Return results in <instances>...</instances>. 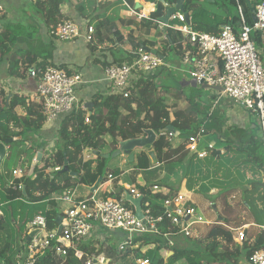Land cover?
Returning a JSON list of instances; mask_svg holds the SVG:
<instances>
[{
  "label": "trees",
  "instance_id": "trees-1",
  "mask_svg": "<svg viewBox=\"0 0 264 264\" xmlns=\"http://www.w3.org/2000/svg\"><path fill=\"white\" fill-rule=\"evenodd\" d=\"M32 1H34L32 8L40 15L50 33L62 19H65L61 15V7L67 0ZM81 1L83 0H77V2ZM125 1L134 7V0ZM151 1L156 2V0ZM165 1L173 5L178 0ZM239 3L247 22L250 23L252 21L250 8L255 7L258 0L251 3L248 0H240ZM214 5H220L222 11L229 12V16L224 14L225 20L230 21L228 25L232 27L237 25L235 0H215ZM184 9L190 15V24L194 30L211 35L221 32L222 29H218L217 24L208 21V17L213 14L204 7L197 6L195 0H184ZM148 13L149 10L145 14ZM164 13L163 5L157 3L154 13L141 20H133L132 25L139 28L144 36H149L152 30L156 31L159 28L158 22ZM4 17L0 15V19ZM0 30H2L0 31V64H6V77L24 80L28 77L31 68L44 69L48 65L54 66L50 62L51 45L40 44L34 29L13 25ZM165 31L166 38L158 42H150L152 43L150 47L154 48L158 43L156 49L158 56L164 57L169 52H173L182 60L183 41L176 32ZM253 39L257 46L262 35L258 33ZM141 46L135 50L147 48L145 43ZM187 47H190L189 43L185 45V49ZM123 61L130 62L131 56L117 64L120 65ZM62 69L65 70L63 67ZM157 78L158 74H155L137 80L127 97L119 94L103 97L97 94L93 98V107L90 111L77 109L64 116L56 129L53 145L49 146L51 154L45 153L47 142H43L44 145L26 144L24 149V152H28V156H25L26 161L30 163L28 158L31 160L37 153L41 154V159L35 165L32 176L28 177L30 169L28 172L21 169V177L15 179L17 184L22 185L24 195L22 189L17 191L7 189L6 186L3 188L7 196L5 203L0 202L3 203L0 204L3 210V215L0 216V264L24 263L27 257L25 252L27 244L25 238L29 231L27 226L35 215H42L45 218L49 232L57 228L56 221L60 213L51 198L53 194L61 195L63 192H69L73 200L87 203L91 188L102 178L94 192V197L123 199V204L134 210L125 200V194L128 193L125 188L118 187L117 192L103 190L102 186L107 182V174H111L114 180L122 174L118 169L109 170L110 159H105L103 156L111 154L117 148L118 141L142 137L143 131L148 128L160 134L153 145L158 166H166L171 173L175 171L174 168H181V172H177L180 176L179 181H185V187L191 194L186 206L200 209L203 219L209 224L196 223L191 226L190 236L184 237L192 241L194 245L192 248H179L168 243L166 248L172 252V255L164 260L157 248L163 242L164 235L176 236L180 228L172 226L166 218V210L163 207L166 196L154 188L163 186L174 190L169 185V178L161 180L163 183L160 184L157 181L154 184L155 178H149L147 179L149 184L146 186L135 185V187L143 195L141 209L144 210L145 204H148L153 218L162 217V221L156 225V232L134 236L132 243L137 247L133 251H119L114 236L86 242L80 246L81 251L97 259L101 264H137L134 257L141 256L147 259L149 264H239L241 253H244V260L249 262L255 251L264 249V229H260L257 226L260 225L259 222L253 220L246 211L249 208V204L246 203L247 198L252 200L254 194L261 193L264 200V149L259 127H226L220 117L215 118L213 117L215 115H210V105H205L201 101L204 93L201 88L195 91L190 88L189 93H186L185 86L182 87L181 83L177 82L169 87L166 95L159 96ZM9 94L11 98L6 107ZM17 110H20L21 114ZM137 111L144 113L145 116L142 119L138 118ZM213 118L217 120L215 129L205 128L200 140L202 150L199 151L206 152L205 158L200 159L197 153L185 150V146L188 139L197 135L204 124ZM0 120L5 123L0 127V141L2 136L21 137L19 141L23 144L28 133L35 134L45 125L39 103L33 101L27 105V98L17 93L6 92L1 83ZM167 127L175 129L172 140H169V134L164 132ZM175 133L178 134L177 137ZM208 135L214 138V141L209 140L214 146L211 151L202 143L204 137L208 139ZM106 137H110L111 140L106 141ZM216 143L220 145L217 146ZM89 151L98 154H88ZM135 157V171L144 173L153 168L146 152H139ZM64 165H67L70 171L77 173V177H69L64 182H59L60 172H50V170ZM22 198L26 203L20 202ZM14 204L17 206L14 207ZM32 205L41 209L33 210ZM212 205H215V211ZM217 216L222 220H218ZM245 225L248 226L244 230L246 240L236 243V232ZM7 227L10 233L7 232ZM24 229L25 233L22 232ZM15 232L18 233L21 242L16 255L13 250L14 243L12 244ZM196 234L200 235L199 239ZM150 235L152 237L149 238ZM18 256L19 259H16ZM84 261L83 257L76 258L73 252H69L64 259L56 256L53 251H48L40 256L35 264H83Z\"/></svg>",
  "mask_w": 264,
  "mask_h": 264
},
{
  "label": "built area",
  "instance_id": "built-area-1",
  "mask_svg": "<svg viewBox=\"0 0 264 264\" xmlns=\"http://www.w3.org/2000/svg\"><path fill=\"white\" fill-rule=\"evenodd\" d=\"M121 1L128 10L129 17L138 20L148 17L142 10L129 6L125 0ZM235 1L237 26L226 25L217 35L194 30L190 23L185 22L184 15L180 12L173 14L166 24L159 21L158 25L160 29L176 32L185 45L189 43L190 47L185 49L182 62L193 64L189 72L192 84L222 88L223 94L256 117L264 149V65L253 39L258 33L264 35V0H260L254 7L255 21L250 23L246 20L240 0ZM172 21H178L180 26L171 24ZM93 34V27L87 25L82 34L75 23L67 20L59 23L52 32L57 41L74 42L82 37L86 44L92 43ZM131 56L130 62L104 68V76L114 94L123 97H127L137 80L157 74L162 67V60L156 53L140 48ZM28 75L35 81L33 101L41 105L45 126L51 123L50 126L55 127L59 117L80 109L76 89L82 84L81 75L67 72L56 64L48 65L44 69L31 68ZM203 133L204 131L200 130L197 135L191 136L185 146V150L197 153L200 159L206 156L205 151H199L202 150L200 140ZM168 134L169 140H172L174 134ZM156 136L158 138L160 134ZM205 145L210 151L214 147L212 143ZM61 168L56 167L50 172H59ZM20 174L21 170L12 172L13 177H18ZM106 179L107 182H111L114 177L107 174ZM8 188L20 189L21 185L10 180ZM128 190L135 198L143 199V195L135 188ZM94 192L87 203L73 200L69 192H63L59 197L54 198V201L60 205L58 210L61 212L59 235L58 229L51 232L47 230L46 220L43 217L36 216L32 220L29 230H37V234L25 246L27 257L23 264H35L37 259L48 251H53L56 256L64 259L69 252H73L76 258L85 259L83 264H94L96 259L84 254L80 249V246L90 239V235L99 230L120 231L125 235V240L118 244V250L133 251L137 247L132 243L133 237L156 232L157 223L162 221V217L156 219L152 217L148 204H145L144 210L141 209L142 218L139 219L134 210L123 204V199H96ZM189 198L180 193H166L163 202L166 218L172 226L180 228L179 234L183 233L185 236L190 235L189 229L193 224L205 223L202 215L197 214L199 212L197 209L186 206ZM244 229L242 227L239 230L238 238L235 239L237 242L245 239ZM163 251V249L158 250V252ZM135 261L137 264H149L148 260L142 257H135ZM249 264H264V249L255 251L249 258Z\"/></svg>",
  "mask_w": 264,
  "mask_h": 264
},
{
  "label": "crops",
  "instance_id": "crops-1",
  "mask_svg": "<svg viewBox=\"0 0 264 264\" xmlns=\"http://www.w3.org/2000/svg\"><path fill=\"white\" fill-rule=\"evenodd\" d=\"M89 0H83L81 2H77V0H67L61 7V15L65 18L62 20H70L75 23L79 28L82 34H84L86 26H91L94 29L93 35V43L90 45L86 44L85 41L81 38L74 42H65V41H57L52 34L47 30L44 26L42 18L33 13L31 8L33 7L34 1L32 0H0V15H4L3 19H0V29L5 28L7 26L13 25H21L23 27H30L32 24H36L39 28L38 38L40 40V44L42 45H51V58L50 62L54 65H60L67 72L76 73L82 76V84L78 86L76 89V98L78 101V105L81 110H88L85 106L86 104H91L93 107V98L95 95L103 97H109L113 95V90L110 86V83L106 80L104 76V68L107 65H114L122 60H126L129 56H131L138 47H142L141 44L145 43L147 48L145 50L155 51L159 46L158 43L154 48H151L150 42H158L160 40H164L166 38V31L158 28L156 31L152 30L149 36H144L139 28H136L132 25V21L136 20L128 15L127 10H121L118 18L114 20V22H109L107 20L106 15L110 13V6L114 2V0H93V3H89ZM106 1V2H105ZM117 1V0H116ZM143 1V2H141ZM250 3L255 0H248ZM260 0H258L259 2ZM123 4V2L120 0ZM215 0H209L206 3H203L202 0H195L197 6H202L210 14L217 15L218 17H214L213 15L208 17V21L217 24L218 29H222L224 26L228 25L230 21L225 20L224 14L229 16V12H224L220 9V5H214ZM103 3V4H101ZM136 0H134L135 6ZM138 3L141 5V9L143 13L148 10L154 13L156 2H152L151 0H138ZM164 3L167 6H170L168 2L164 0ZM124 6V5H123ZM125 7V6H124ZM108 9V12L105 16H101L97 13V10ZM126 9V7H125ZM93 12V13H92ZM233 12H235L233 10ZM164 16V15H163ZM61 20V21H62ZM191 21L189 15V23ZM178 22V21H177ZM191 25V24H190ZM237 26V25H235ZM234 26V27H235ZM2 31V30H0ZM138 44V45H137ZM171 44V43H170ZM149 45V46H148ZM184 53H185V43L183 42ZM257 48L261 54V59L264 65V35H262V39L260 43L257 45ZM162 58V67L158 71V75L161 76V79L166 80V87L169 89L171 85H174L177 82L181 83V86H185L186 93H189V89L192 87H199L192 84L189 78L186 80L184 75L188 76L190 70L193 67V64H184L182 60L179 59L178 55L170 52ZM126 61H123L124 63ZM193 63V60H191ZM106 64V65H105ZM0 65H5L2 63ZM5 73V70H4ZM163 74V76H162ZM157 80H159L157 78ZM183 81L185 83H183ZM0 83L3 84L4 90L6 92L17 93L20 96L27 98V105H30L34 99V90H35V81L31 79L28 75L24 80H17L8 78ZM163 87L162 91L167 90L166 87ZM201 87V86H200ZM202 89V87H201ZM203 90V89H202ZM203 95L201 97V101L206 105H210L209 113L210 115H215L213 117H220L224 122L226 127L237 126L238 128H246L258 126L256 117L250 113L249 111L241 108L236 104L233 100L228 98L222 92H216L210 90V92H205L203 90ZM11 98V97H10ZM212 101V103H210ZM92 109V108H91ZM18 111V110H17ZM90 111V110H88ZM21 114V111L20 113ZM138 118L142 119L145 114L137 111ZM63 117H59L56 121L55 127L43 126L41 129V141L39 142H47V145L50 142H53L56 134V129ZM213 118L206 122L203 126V129L214 130L216 127L217 120ZM38 141V138L36 139ZM110 137H106V141H110ZM202 142L205 143H213L209 140L203 139ZM31 144V142H29ZM44 145V144H43ZM53 145V144H52ZM203 145V146H204ZM49 148V147H48ZM8 151V147H7ZM136 155V154H135ZM22 161H26V157ZM32 160H30V163ZM34 163V162H32ZM136 164V157L132 164L126 163V157L120 156L118 158L112 159L108 168L109 170L118 169L122 172L119 178H115V180L111 182H106L102 186L104 191H118V187H123L127 191L129 188L138 189L135 185L138 186H146L149 184L147 179H144V173L135 171L134 166ZM152 164V167L158 166V163ZM18 169V168H17ZM16 170V169H15ZM147 173V172H146ZM145 173V174H146ZM13 179V176L10 180ZM9 180V181H10ZM159 182V181H158ZM161 182V181H160ZM153 183H156L153 181ZM179 186L185 187V181H179ZM165 185V184H164ZM168 188V187H167ZM164 187L162 193H175V190L167 189ZM160 190V188H158ZM139 192V191H138ZM176 193H180L186 196V198L190 197V193L188 191H180L178 190ZM58 209V208H57ZM214 210V209H213ZM215 211V210H214ZM205 224H209L208 221H205ZM257 225L260 229L264 228V225L259 223ZM106 231V230H105ZM182 234H178L176 236L164 235L163 242L160 243V246L157 248L163 249V252H159V255L166 260L169 256L172 255L166 245L168 243H172L171 246H177L179 248H192L194 245L192 241L188 240L189 243H183V241L178 242L175 241L174 238L181 237ZM105 236H114L117 240V245L120 242L125 240V235H122L116 231H106L103 232L99 230L94 234L90 235L91 240H102ZM185 236V235H184ZM183 236V237H184ZM142 257V256H141ZM143 258V257H142ZM135 259V257H134ZM240 264H249L248 261L242 262Z\"/></svg>",
  "mask_w": 264,
  "mask_h": 264
},
{
  "label": "rangeland",
  "instance_id": "rangeland-1",
  "mask_svg": "<svg viewBox=\"0 0 264 264\" xmlns=\"http://www.w3.org/2000/svg\"><path fill=\"white\" fill-rule=\"evenodd\" d=\"M205 1H209V0H202L203 3H206ZM89 3H93V0H89L88 1ZM106 2V1H105ZM143 2V1H141ZM103 4V3H101ZM110 10V13L108 15H106L107 17V20L109 22H114V20H116L118 18V15L120 13L121 10H126L125 7L123 6V4L120 2V0H114V2L112 3V5L110 6V8H108ZM108 9H101L99 8V10H97V13L101 14V16H105V14L108 12ZM31 10L33 11V13L37 16H40L34 8H31ZM93 13V12H92ZM99 14V15H100ZM171 24L175 25V26H180V23L177 22V21H172L170 22ZM26 29H34L35 31V35L36 37L38 38V34H39V28L36 26V24H32V26L30 27H25ZM172 52H170L171 54ZM4 70H6V67L5 65H0V79H1V82H3L4 80L7 79L5 73H4ZM163 76V74H162ZM185 79L187 80L189 78V75L186 76L184 75ZM158 79L159 80H156L158 82V85H159V96H162V95H166L168 92H169V89L165 86L166 85V82H167V79L164 80V79H161V76L158 75ZM183 83H185L183 81ZM2 84V83H1ZM166 87L167 90L165 91H162L163 90V87ZM192 88V87H191ZM198 88H201V87H198ZM194 91L197 89V87H193L192 88ZM210 92V90H205V92ZM186 92V90H185ZM212 92V90H211ZM206 105V104H205ZM18 113H20V110L17 111ZM138 116V115H137ZM5 123L4 121H1L0 120V127L1 126H4ZM49 126V125H47ZM8 132V130L6 131ZM14 132V131H13ZM208 139H206L205 137V140H213L214 141V138L213 136L211 135H208L207 136ZM26 138V136H25ZM38 138V141L36 140ZM41 133L40 131L35 133V134H32V133H28V137L26 139V142L23 144L21 143L19 140L18 141H14L12 143H10L9 145H7L8 147V151H7V154H6V157L4 158V160L2 161L1 165H0V189H1V192H0V202H3L5 203L6 201V193L3 191V188H5V186L8 187V182L9 180L12 178V172L19 168V169H22L26 172H28V169L31 168V166L33 165L32 162H35V160L37 159V154H35L34 157H32V162L29 163L27 161H22L24 159L25 156H28V152H24V149L26 147V144H30L29 142H31V145H35V144H38V145H42V142H39V140L41 141ZM53 144V142H50L48 144V146H46V149H45V153L47 155L51 154V148H48L49 146H51ZM216 145H220L219 143H216ZM137 154V153H135ZM136 156V155H135ZM22 161V162H21ZM28 161L29 158H28ZM112 160H110L111 162ZM110 162L108 163V166L110 164ZM181 168L178 167V168H174L175 171H173L172 173L166 168V166H156V167H153L149 172L146 173V171H144V173H146L144 175V179H153L155 178V180L157 181V183H163V181L161 180H164V179H168L170 180V186L172 187L173 190H175V192H177L178 190H180L181 192L182 191H187L186 187H181L179 186L178 182H179V175L177 172H181L180 170ZM72 172V171H71ZM143 173V172H142ZM148 176V177H147ZM69 177H71L68 173H63V174H60V177L58 179L59 182H64L65 180H67ZM159 177V178H157ZM72 178H75V177H72ZM158 181H161V182H158ZM145 186V185H144ZM8 189V188H7ZM164 187H160V190L158 188H156L155 190H158L159 192H161V190L163 191ZM162 193V192H161ZM164 196H166L165 193H162ZM174 194V193H173ZM176 194V193H175ZM60 194H53L51 196L52 200L54 201V198L55 197H59ZM20 202L22 203H26V201L22 198V200H20ZM3 203H0V204H3ZM55 203V206L56 208H59V204ZM246 203L249 204V208L246 209L247 213L250 214V216H252V219L253 220H257L259 223L263 224L264 225V200L263 198L261 197V193H257V194H254L252 200L250 198H247L246 199ZM14 207H16L17 205L14 204L13 205ZM31 209L33 210H40L41 207H34V205L31 206ZM199 212L197 214H202V211L200 209H197ZM218 219V217H217ZM246 230V228L248 227L247 225L243 226ZM242 228V227H241ZM240 228V229H241ZM239 229V230H240ZM239 230L236 232V238H238V233H239ZM103 232H106V231H109V230H102ZM7 232L10 233V230H9V227H7ZM23 233H25V229L22 230ZM122 235H124L122 232L120 231H116ZM245 232V231H244ZM18 233H14L13 235V238H12V244H13V250L15 252V255L18 253V247L21 246V242L19 241V236H17ZM184 234L182 233L181 237H177V238H174L175 241H178V242H181L183 241L187 243H189V241L187 240V238L183 237ZM187 236H190V235H187ZM197 238L199 239L200 238V235L196 234ZM152 237V235L149 236V238ZM245 240H246V236H245ZM244 241V240H243ZM236 243H240V242H237ZM20 249V248H19ZM12 254V253H11ZM14 255V256H15ZM11 257V256H10ZM16 259H19V256L16 258ZM13 260V259H12ZM242 262H246L244 260V253H241V256L239 258V264L242 263ZM19 263V262H18ZM249 263V262H248Z\"/></svg>",
  "mask_w": 264,
  "mask_h": 264
},
{
  "label": "water",
  "instance_id": "water-1",
  "mask_svg": "<svg viewBox=\"0 0 264 264\" xmlns=\"http://www.w3.org/2000/svg\"><path fill=\"white\" fill-rule=\"evenodd\" d=\"M157 3H160L163 5L164 7V16L162 18H160V21L164 24H166L168 22V19L175 14L176 12H181L184 15L185 21L186 23H189V14L185 12L184 9V0H178L176 2V4L174 6H167L164 3V0H156ZM141 5L140 3H138V0H136L135 6L134 8H140ZM250 12H251V18L252 21H255V8L251 7L250 8ZM148 51V50H147ZM162 59V58H161ZM163 60V59H162ZM203 90H212V91H216V92H222V88L220 87H210L207 85H202L201 86ZM11 97V94H9L7 96V100H6V107L8 106V102L9 99ZM88 110L91 109V104H86L85 106ZM165 133H174L175 129L173 127H167L164 129ZM176 137L178 136L177 133H175ZM21 140V137H9V138H4L2 136V141H0V165L2 163V161L4 160V158L6 157L7 154V145H9L10 143L14 142V141H18ZM157 138H156V134L154 131H152V129L148 128L145 129L143 131V136L139 137V138H133V139H128V140H124V141H118L117 142V148L111 153V154H106L103 157L105 159H115L118 158L120 156H124L126 157V163L127 164H132L135 158V153H139V152H146L148 154L149 159L151 160V162L153 164H156V159L154 156V152H153V145L156 142ZM88 154H93V155H97L98 153L95 151H89ZM41 159V154L38 153L37 154V160L33 163V166L30 168L28 176L30 177L33 173L34 167L37 164L38 160ZM68 173L71 177H77V173L75 172H71L68 168L67 165H64L62 170L60 171V174L63 173ZM102 181V178H100L97 183L91 188V193H93L95 191V189L97 188L98 184ZM23 194H24V190H23ZM125 200L129 202V204H131L134 208V212L137 218L141 219L142 218V210H141V204H142V197H132L130 194H126L125 195ZM212 208L215 210V205H212ZM218 220H222V218L220 216H217ZM60 223H61V217H57V221L56 224L58 226V235L60 234L61 231V227H60ZM37 232H32L29 233L28 236L25 238V241L28 242L30 240V238L32 236H34ZM94 264H99L98 260H94Z\"/></svg>",
  "mask_w": 264,
  "mask_h": 264
},
{
  "label": "bare ground",
  "instance_id": "bare-ground-1",
  "mask_svg": "<svg viewBox=\"0 0 264 264\" xmlns=\"http://www.w3.org/2000/svg\"><path fill=\"white\" fill-rule=\"evenodd\" d=\"M62 21H65V20H62ZM62 21H60L59 23H61ZM67 21H70V20H67ZM70 22H72V21H70ZM59 23H58V24H59ZM58 24H57V25H58ZM57 25H56V27H57ZM56 27L54 28L53 31H55ZM53 31H52V32H53ZM52 32H51L50 34H52ZM50 124H51V123H50ZM32 166H33V165H32ZM32 166H31V167H32ZM16 170H21V169L18 168V169H16ZM33 171H34V170H33ZM32 174H33V173H32ZM21 175H22V170H21V174H20L18 177H13L12 180H14V182H15V179H16V178H20ZM31 176H32V175H31ZM28 177H29V176H28ZM15 183H16V182H15ZM16 184H17V183H16ZM17 185H21V184L18 183ZM7 188H8V187H7ZM22 188H23V187H22V185H21V188H20V189H12V190H17V191H18V190H21ZM23 190H24V189H22V191H23ZM23 195H24V194H23ZM0 212H1V213H0V216H2V215H3V210H2V206H1V205H0ZM36 216H41V217H43L42 215H35V216L32 218V220H33ZM43 218H44V217H43ZM44 219H45V218H44ZM32 220L28 223V226H27V227H28V230H29L30 223L32 222ZM32 232H37V230H31V231L29 230V231H28V234H29V233H32ZM36 234H37V233H36ZM36 234H35V235H36ZM35 235H34V236H35ZM34 236H32L31 238H33ZM31 238H30V239H31ZM29 241H30V240H29Z\"/></svg>",
  "mask_w": 264,
  "mask_h": 264
},
{
  "label": "clouds",
  "instance_id": "clouds-1",
  "mask_svg": "<svg viewBox=\"0 0 264 264\" xmlns=\"http://www.w3.org/2000/svg\"><path fill=\"white\" fill-rule=\"evenodd\" d=\"M174 5H175V4L170 5V6H174ZM129 6H130V5H129ZM138 9H139V10H142L141 8H137L136 10H138ZM126 10H127V9H126ZM127 11H128V10H127ZM142 11H143V10H142ZM180 13H181V12H180ZM144 14H145V13H144ZM182 14H183V13H182ZM145 15L150 16V15H151V12L148 13V14H145ZM131 18H132V17H131ZM133 19H135V18H133ZM137 20H138V19H137ZM160 22H161V21H160ZM185 22H186V21H185ZM163 30H167V29H163ZM172 31H173V30H172ZM93 35H94V34H93ZM92 43H93V41H92ZM88 45H90V44H88ZM139 49H140V48H139ZM141 49H142V48H141ZM137 50H138V49H137ZM143 50H144V49H143ZM145 51H147V50H145ZM148 52H152V51H151V50H148ZM153 53H156V52L153 51ZM156 54H157V53H156ZM157 55H158V54H157ZM159 57H160V56H159ZM131 58H132V56H131ZM160 59H161V58H160ZM161 60H162V59H161ZM124 63H125V62H124ZM162 63H163V62H162ZM122 64H123V63H122ZM114 65H115V64H114ZM107 66H110V65H107ZM107 66H106V67H107ZM106 67H105V68H106ZM157 74H158V73H157ZM154 75H155V74H154ZM81 79H82V76H81ZM82 83H83V82H82ZM113 94H114V92H113ZM201 130L204 131L203 128H202ZM155 134H156V133H155ZM156 135H157V134H156ZM156 138H157V136H156ZM206 144H207V143H206ZM37 154H38V153H37ZM36 160H37V159H36ZM36 160H35V161H36ZM39 161H40V160H38L37 164L39 163ZM61 167H62V166H61ZM62 168H63V167H62ZM62 168H61V170H62ZM61 170H60V171H61ZM60 171H59V172H60ZM6 187H7V186H6ZM127 191H128V193H126V194H130V195H131V193H130V191H129L128 189H127ZM139 193H140V192H139ZM91 194H92V193H91ZM126 194H125V195H126ZM131 196H132V195H131ZM132 197H134V196H132ZM53 202H54V201H53ZM57 210H58V209H57ZM58 212L60 213L59 216L61 217V212H60L59 210H58ZM59 216H58V217H59ZM56 229H58V226H57ZM28 242H29V241H28ZM26 243H27V242H26ZM85 243H86V242H85ZM96 260H97V259H96ZM98 262H99V261H98ZM99 264H101V263L99 262Z\"/></svg>",
  "mask_w": 264,
  "mask_h": 264
}]
</instances>
